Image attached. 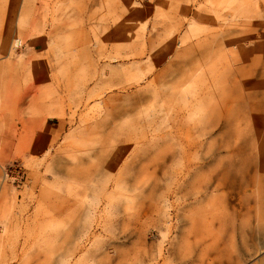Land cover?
<instances>
[{
  "label": "rangeland",
  "instance_id": "374dc122",
  "mask_svg": "<svg viewBox=\"0 0 264 264\" xmlns=\"http://www.w3.org/2000/svg\"><path fill=\"white\" fill-rule=\"evenodd\" d=\"M0 264H264V0H0Z\"/></svg>",
  "mask_w": 264,
  "mask_h": 264
}]
</instances>
